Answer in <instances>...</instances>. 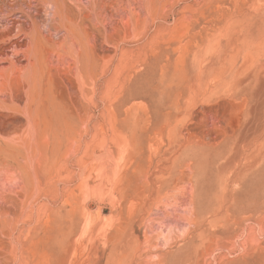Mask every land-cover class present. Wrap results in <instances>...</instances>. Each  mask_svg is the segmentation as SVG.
<instances>
[{
    "label": "rangeland",
    "instance_id": "374dc122",
    "mask_svg": "<svg viewBox=\"0 0 264 264\" xmlns=\"http://www.w3.org/2000/svg\"><path fill=\"white\" fill-rule=\"evenodd\" d=\"M0 264H264V0H0Z\"/></svg>",
    "mask_w": 264,
    "mask_h": 264
}]
</instances>
